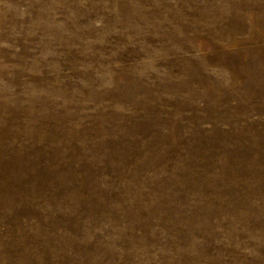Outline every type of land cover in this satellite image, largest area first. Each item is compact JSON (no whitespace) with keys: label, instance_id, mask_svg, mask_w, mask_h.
I'll list each match as a JSON object with an SVG mask.
<instances>
[{"label":"rangeland","instance_id":"374dc122","mask_svg":"<svg viewBox=\"0 0 264 264\" xmlns=\"http://www.w3.org/2000/svg\"><path fill=\"white\" fill-rule=\"evenodd\" d=\"M0 264H264V0H0Z\"/></svg>","mask_w":264,"mask_h":264}]
</instances>
